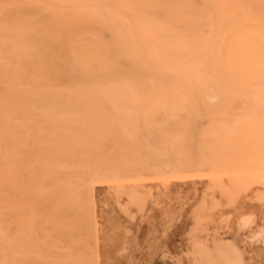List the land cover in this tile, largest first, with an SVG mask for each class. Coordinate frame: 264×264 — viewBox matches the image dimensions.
Masks as SVG:
<instances>
[{"label":"bare ground","instance_id":"obj_1","mask_svg":"<svg viewBox=\"0 0 264 264\" xmlns=\"http://www.w3.org/2000/svg\"><path fill=\"white\" fill-rule=\"evenodd\" d=\"M240 1L249 4L237 7L243 13L242 23L241 18L231 16L236 23L227 37L225 53L229 57L231 51L240 57L242 67L229 65L234 68L230 71L231 81L223 79L222 83L221 78L212 79L208 62V71L200 72L197 64L202 60H191L190 65L182 59L180 51L188 47L189 41L183 40L181 31L191 21L199 26L211 24V19L220 14L217 8L227 10V0H203L201 7L196 6L195 0H0V264H24L23 260L25 264H38L33 255L39 250V221L60 223L58 231L54 227L50 230L61 236L66 231L65 209L85 208V197L90 196L88 176L98 172L96 164L102 159L97 148L83 145V127L93 115L55 111L156 107L180 109L182 114L181 108L197 104L195 96L205 104L216 97L207 92L208 87L216 93L224 84L233 83L238 92L251 74L258 77L264 90V0ZM213 3L215 13L210 17L207 14L211 7H206ZM186 31L192 37L190 30ZM37 33L40 39H36ZM215 33L211 32V38L205 37V42L218 40ZM236 46L244 50L243 57L234 51ZM179 67L189 68L196 75L195 93L190 86L187 89V84L172 83V71ZM238 69H250L251 73L239 75L242 71ZM226 102L223 98L221 103ZM169 114L168 120L175 117L174 113ZM245 119L250 121L247 116ZM71 123L77 125L71 131L45 129L49 124L61 127ZM233 123L227 124L231 125L230 132L237 128ZM220 124L224 125H216ZM168 134L170 129H165L166 146L181 149L180 144L186 139ZM67 142L76 147L65 148ZM49 178L54 189L63 190V196L45 211L46 202L55 194L45 187ZM74 195L76 198H72ZM45 234L49 232L45 230ZM48 247L59 250L52 239Z\"/></svg>","mask_w":264,"mask_h":264},{"label":"rangeland","instance_id":"obj_2","mask_svg":"<svg viewBox=\"0 0 264 264\" xmlns=\"http://www.w3.org/2000/svg\"><path fill=\"white\" fill-rule=\"evenodd\" d=\"M202 1L195 0L196 6H203ZM239 1L227 0V10L217 8L220 13L217 16L213 15L215 3L210 4L206 8L211 7L207 16H214L211 24L199 26L191 21L186 30H190L192 37L185 27L181 31L183 40L189 41L188 47L180 51L182 59L189 63L202 60L197 64L198 71H208L210 66L212 79L221 78L220 82L228 78L231 81L230 71L234 68L229 65L242 67L240 57L231 51L229 57L225 53L235 19L241 18L239 23L243 22V13L237 7L249 4ZM220 17H224L223 23L218 22ZM211 32L212 35L217 32L218 40L206 43L205 37L211 38ZM103 35L106 38V32ZM36 39H40L38 33ZM238 47L234 51L241 56L244 50ZM193 73L189 68L179 67L172 71V83L187 84V89L191 87L195 93L198 82ZM250 73L249 69L239 75ZM252 75L238 92L234 91L233 83L224 84L217 90L218 94L208 87L207 92L216 97L207 98L205 104L195 96L199 104L181 108L182 114L180 109L156 107L55 111L93 115L87 116L91 122L83 127V145L97 148L102 159L96 164L98 172L88 176L91 193L85 197L86 209L77 210L74 206L64 211L69 217L63 221L65 234L60 236L50 230L54 227L58 231L60 223L39 221V250L33 255L34 261L38 264H264V90L258 77ZM223 98L228 102L222 104ZM170 112L175 117L168 120ZM215 121L224 125L220 124L219 128ZM228 122L236 123V133L229 131ZM75 127V123L61 127L49 124L45 129L71 131ZM165 129H170L169 137L186 139L181 142V149L166 146ZM107 137L110 139L105 140ZM94 138L99 140L93 141ZM64 147L76 146L67 142ZM45 187L55 193L46 202L45 211H48L54 206L53 201L63 196V190L54 189L50 178L45 181ZM50 239L59 250L48 247Z\"/></svg>","mask_w":264,"mask_h":264}]
</instances>
